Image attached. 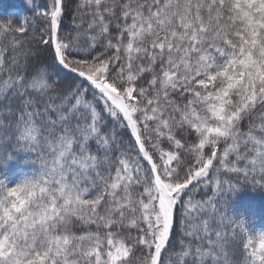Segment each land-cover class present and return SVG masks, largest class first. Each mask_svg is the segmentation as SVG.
Returning <instances> with one entry per match:
<instances>
[{
    "label": "snow or ice",
    "instance_id": "obj_1",
    "mask_svg": "<svg viewBox=\"0 0 264 264\" xmlns=\"http://www.w3.org/2000/svg\"><path fill=\"white\" fill-rule=\"evenodd\" d=\"M0 264H264V0L0 15Z\"/></svg>",
    "mask_w": 264,
    "mask_h": 264
},
{
    "label": "trees",
    "instance_id": "obj_2",
    "mask_svg": "<svg viewBox=\"0 0 264 264\" xmlns=\"http://www.w3.org/2000/svg\"><path fill=\"white\" fill-rule=\"evenodd\" d=\"M20 0H0V15H5L13 8H18Z\"/></svg>",
    "mask_w": 264,
    "mask_h": 264
}]
</instances>
